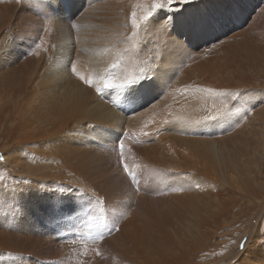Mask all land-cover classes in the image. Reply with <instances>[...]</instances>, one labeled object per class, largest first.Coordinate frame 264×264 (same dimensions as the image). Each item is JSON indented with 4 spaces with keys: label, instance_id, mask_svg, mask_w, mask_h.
I'll return each mask as SVG.
<instances>
[{
    "label": "bare ground",
    "instance_id": "obj_1",
    "mask_svg": "<svg viewBox=\"0 0 264 264\" xmlns=\"http://www.w3.org/2000/svg\"><path fill=\"white\" fill-rule=\"evenodd\" d=\"M156 2L0 0V264H264V0Z\"/></svg>",
    "mask_w": 264,
    "mask_h": 264
},
{
    "label": "snow or ice",
    "instance_id": "obj_2",
    "mask_svg": "<svg viewBox=\"0 0 264 264\" xmlns=\"http://www.w3.org/2000/svg\"><path fill=\"white\" fill-rule=\"evenodd\" d=\"M182 4H189L192 0H179ZM173 3V0H162V2H156L152 6V10L149 11L148 15L143 18V21H149V17L153 15V12L158 9L165 8ZM178 14H174L168 17L165 20V26L169 29L166 33L169 37H174L172 42L177 46L182 45V41L179 36L176 34V30L180 21L177 19ZM206 21L202 18L192 16L184 21V27L191 32H198L203 30L206 27ZM133 27H139V24H133ZM71 63V61L69 62ZM143 66L138 68V71L126 73L123 76H114L113 73H108L106 77L102 79L100 84L95 82L92 78H87L85 76L80 75L74 64L71 66V73L77 77L79 81H81L84 85L89 88H94L95 92L99 95L103 93L105 90L114 89L118 93L125 96L126 99L136 103L138 101L143 100V98L149 95L152 90L153 86L156 84V76L155 73L151 70V65L147 61L142 62ZM67 65H65V69H67ZM113 68L119 67V65H113ZM118 81V82H117ZM200 91H204L209 93L210 95L219 96L223 95V93H218L214 89L211 88H204L200 89ZM135 111V109H133ZM240 110L237 109L235 112L232 113H220L217 116H208L206 117L204 122L214 121L225 119L231 115H239ZM89 127H93V125H89ZM144 135H148V133H144ZM119 141V137L117 138ZM119 149L121 155V162H123V149L124 143L119 141ZM2 159V157H0ZM124 171L127 173L128 168L127 165H124ZM131 175V173H129ZM100 239L103 238L102 234L98 237ZM246 241H242L239 245V248L242 250L245 246Z\"/></svg>",
    "mask_w": 264,
    "mask_h": 264
},
{
    "label": "rangeland",
    "instance_id": "obj_3",
    "mask_svg": "<svg viewBox=\"0 0 264 264\" xmlns=\"http://www.w3.org/2000/svg\"><path fill=\"white\" fill-rule=\"evenodd\" d=\"M231 237V236H230ZM264 238V237H263ZM231 239H233V237H231Z\"/></svg>",
    "mask_w": 264,
    "mask_h": 264
}]
</instances>
